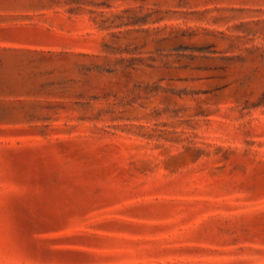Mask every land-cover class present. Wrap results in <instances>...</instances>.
<instances>
[{"label": "rangeland", "instance_id": "obj_1", "mask_svg": "<svg viewBox=\"0 0 264 264\" xmlns=\"http://www.w3.org/2000/svg\"><path fill=\"white\" fill-rule=\"evenodd\" d=\"M0 264H264V0H0Z\"/></svg>", "mask_w": 264, "mask_h": 264}]
</instances>
